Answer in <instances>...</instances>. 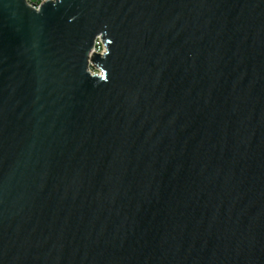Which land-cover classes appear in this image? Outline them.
<instances>
[{
    "label": "water",
    "instance_id": "obj_1",
    "mask_svg": "<svg viewBox=\"0 0 264 264\" xmlns=\"http://www.w3.org/2000/svg\"><path fill=\"white\" fill-rule=\"evenodd\" d=\"M0 264H264V0H0Z\"/></svg>",
    "mask_w": 264,
    "mask_h": 264
},
{
    "label": "built area",
    "instance_id": "obj_2",
    "mask_svg": "<svg viewBox=\"0 0 264 264\" xmlns=\"http://www.w3.org/2000/svg\"><path fill=\"white\" fill-rule=\"evenodd\" d=\"M28 6L35 10H40V8L47 2L52 1L54 2L55 0H25ZM106 53V46L102 40V38H98L95 43V48L93 50V53L91 54V57L94 54H100V55H105ZM90 72L94 75H102L101 69L97 68V66L90 61Z\"/></svg>",
    "mask_w": 264,
    "mask_h": 264
}]
</instances>
